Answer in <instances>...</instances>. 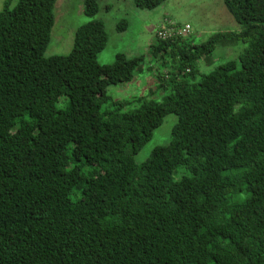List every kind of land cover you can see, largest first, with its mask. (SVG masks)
Masks as SVG:
<instances>
[{"label": "trees", "instance_id": "obj_1", "mask_svg": "<svg viewBox=\"0 0 264 264\" xmlns=\"http://www.w3.org/2000/svg\"><path fill=\"white\" fill-rule=\"evenodd\" d=\"M56 2L0 11V264H264V0H224L239 32L157 34V85L128 100L109 87L155 63L98 61L99 0L72 50L46 56ZM240 40L238 59L201 73ZM168 114L170 141L138 164Z\"/></svg>", "mask_w": 264, "mask_h": 264}, {"label": "rangeland", "instance_id": "obj_2", "mask_svg": "<svg viewBox=\"0 0 264 264\" xmlns=\"http://www.w3.org/2000/svg\"><path fill=\"white\" fill-rule=\"evenodd\" d=\"M5 1L0 0V11L4 8ZM84 1L57 0L55 24L46 56L67 54L72 50L77 28L91 20L85 13ZM99 5L100 9L95 17L104 21L108 42L98 54V61L102 64L113 63L116 54L123 52L129 57L145 54L148 58L147 64L155 63L154 70L145 67L144 72L136 73L132 81L109 87V94L118 100L148 95L150 90L156 87L155 70L160 66L150 55V47L157 39L159 31L173 27L181 29L182 25L190 24L189 36L196 42H201L215 33L242 30L241 24L229 12L224 0H166L154 9L139 8L134 0H99ZM121 22L126 23L124 29L119 28L122 26ZM247 45V41L240 40L235 45L217 46L211 64H207L204 59L199 61L201 73H209L225 61L238 59ZM162 70L167 71L165 68ZM162 96V92H157L154 99H160ZM177 120L176 114H168L165 117L163 124L155 129L152 138L135 155L138 164L144 162L156 146L170 141L172 128Z\"/></svg>", "mask_w": 264, "mask_h": 264}, {"label": "built area", "instance_id": "obj_3", "mask_svg": "<svg viewBox=\"0 0 264 264\" xmlns=\"http://www.w3.org/2000/svg\"><path fill=\"white\" fill-rule=\"evenodd\" d=\"M190 24L182 25L181 29L173 27L170 30H161L158 32L160 38H167L172 36H187L190 33Z\"/></svg>", "mask_w": 264, "mask_h": 264}]
</instances>
